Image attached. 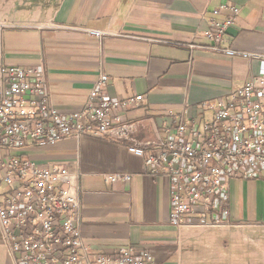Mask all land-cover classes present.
Here are the masks:
<instances>
[{
  "label": "crops",
  "instance_id": "0c3cea01",
  "mask_svg": "<svg viewBox=\"0 0 264 264\" xmlns=\"http://www.w3.org/2000/svg\"><path fill=\"white\" fill-rule=\"evenodd\" d=\"M223 4L240 8L228 45L260 54L256 50L264 39V0H0V65L42 67L51 104L67 113L83 108L102 67L113 97L146 96L143 107L126 116L138 126L132 138L156 139L174 125L171 112L188 109L191 116L209 118L212 113L203 112L201 102L228 99L258 70V63L241 58L207 49L191 52L190 45L209 43L210 19ZM87 29L109 36L101 42ZM245 67L246 77L232 78ZM129 144L83 138L31 155L73 170L78 164L85 174L82 233L94 252L133 245L150 251L158 264H264V235L250 243L248 227L186 229L179 236L170 225L168 180L153 179L144 159L128 152ZM114 174L132 179L106 180ZM239 183L241 193L236 192ZM248 185L256 189L253 202ZM232 199L235 222L249 220L250 202L255 222L246 224L264 222L262 182L233 184ZM0 264H13L1 233Z\"/></svg>",
  "mask_w": 264,
  "mask_h": 264
},
{
  "label": "built area",
  "instance_id": "2783aa9c",
  "mask_svg": "<svg viewBox=\"0 0 264 264\" xmlns=\"http://www.w3.org/2000/svg\"><path fill=\"white\" fill-rule=\"evenodd\" d=\"M224 15V19L218 18ZM240 15L235 4L214 10L206 32L213 53L258 63L250 80L226 100L201 102L211 117L199 119L184 109L164 135L139 140L138 126L126 116L143 107L146 96L113 97L101 67L83 108L63 112L51 104L45 70L40 66L0 65V233L13 264H158L148 250L122 246L94 252L82 233L83 179L76 166L41 163L31 155L65 141L83 138L129 142L128 152L144 159L153 179L168 180L170 225L186 229L234 230L248 227L246 240L264 235V222H235L232 186L264 184V55L228 45L229 30ZM85 32L103 42L107 31ZM128 174L108 175L112 183L129 182Z\"/></svg>",
  "mask_w": 264,
  "mask_h": 264
},
{
  "label": "rangeland",
  "instance_id": "374dc122",
  "mask_svg": "<svg viewBox=\"0 0 264 264\" xmlns=\"http://www.w3.org/2000/svg\"><path fill=\"white\" fill-rule=\"evenodd\" d=\"M257 49L258 50H256V51H258V53H260V54H264V39L262 40V42L261 43H257ZM247 67H245V68H243L242 69V72L240 71V70H238L237 71V73L233 76L232 75V78L233 77H239V78H241V80L243 79V77H246L247 76ZM244 72V73H243ZM234 84H236L237 83V80H234V82H233ZM233 86V85H232ZM237 88H234V90H236ZM44 150H47V149H44ZM44 150H39V151H36V153L37 154H39L40 152H42V151H44ZM36 153H34V154H36ZM36 154V155H37ZM34 158L35 157H37V156H33ZM249 186H251V185H248L247 186V194H249V196H250V199H251V202H253V200L255 199V193H256V189L255 188H251V187H249ZM240 187H241V185H240V183L238 184V186L236 187V192L237 193H241V191H240ZM248 187H249V189H248ZM252 193V194H251ZM251 195H252V197H251ZM250 202V203H251ZM250 203L248 204V214H249V220H244L243 219V222H245V223H253V222H255L254 221V219H253V210H254V206H253V204H251L250 205ZM237 213L239 214V215H241L240 214V208H238L237 207ZM235 236V235H234ZM236 238H237V236H236Z\"/></svg>",
  "mask_w": 264,
  "mask_h": 264
}]
</instances>
